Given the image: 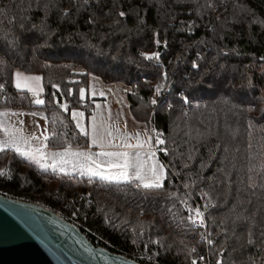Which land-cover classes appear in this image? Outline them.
<instances>
[{
	"label": "trees",
	"instance_id": "obj_1",
	"mask_svg": "<svg viewBox=\"0 0 264 264\" xmlns=\"http://www.w3.org/2000/svg\"><path fill=\"white\" fill-rule=\"evenodd\" d=\"M26 30L23 50L8 51L0 64V110L41 111L47 135L57 133L46 142L50 149L86 147L69 114L83 106L79 89L89 75L121 83L133 119L151 121L165 141L169 171L162 188L137 189L44 172L5 150L0 194L57 210L90 190L79 228L94 245L144 253L158 264H190L203 248L183 207L191 204L187 192L204 212L212 264H264V189L248 188L249 175L264 183L249 171L264 165V0H0V42ZM15 70L42 77V106L13 89ZM169 83L167 101L153 107V88ZM201 191L215 207L204 209ZM237 213L248 219L235 220Z\"/></svg>",
	"mask_w": 264,
	"mask_h": 264
},
{
	"label": "snow or ice",
	"instance_id": "obj_2",
	"mask_svg": "<svg viewBox=\"0 0 264 264\" xmlns=\"http://www.w3.org/2000/svg\"><path fill=\"white\" fill-rule=\"evenodd\" d=\"M87 2V0H85ZM119 16L123 17L125 16L124 12H119ZM33 28H35V25H33ZM40 33H44V29H39ZM27 30L25 32L20 33L18 36H13L10 41H3L0 42V64L4 63V57H7L8 51H11L13 54L16 53L17 50H23V46L28 42L29 35L26 34ZM39 38V37H38ZM159 44L160 42L157 41ZM156 54H153L155 56ZM153 58V57H149ZM193 67H198V65L193 64ZM14 77V86L16 89L21 91H28L33 94L34 97H39L40 92L42 91V88L40 87V82L42 80V77L39 75H25L23 72L17 70L13 74ZM164 78H167V73L164 74ZM54 88L59 91V86L53 84ZM5 88L4 83H0V92H3ZM85 89L81 88L79 89V96L81 100H84L85 98ZM156 93L159 94L161 91V86H157L155 89ZM69 94H71V90H69ZM103 95V93H101ZM56 94L53 93V97L55 99ZM36 104H43L44 101L42 99L36 98L34 100ZM59 106L64 109L65 111H68V105L66 103H60L59 100H55ZM152 104H156L157 101L153 99L151 101ZM184 103H190L189 99L187 97L184 98ZM99 107V105H97ZM22 114V113H21ZM8 112H0V116H8ZM12 115H17V113H12ZM33 116L36 115V113H32ZM109 113V117H110ZM84 117V113L76 110L71 111V118L76 121V127L79 129L80 133L84 136H89L88 130L84 127V125L81 123V120ZM92 129L93 134L91 135V145L98 146L100 148L106 147V145L103 142V138L97 136L96 129L97 125L95 123L96 117L95 115L92 116ZM0 127H2V121H0ZM127 125L125 124V128ZM4 131L8 134L9 138L6 140L0 141V152L5 151L8 148H14L17 153H19L23 158L29 160L30 162L38 164L42 169L47 170L49 167L55 169L57 167L56 164L46 165L41 162L40 159H37V153L43 157L46 154L42 151V149H35V151H24L21 152L20 145L18 142V138L14 132H9L8 129H4ZM107 136L110 138L109 143L107 144V147L112 148H129L132 149V152L127 151H101L97 153H91L88 151H73L70 147L65 148L64 151L61 152H55L51 153V155L55 157H60L61 165L67 164L69 161L67 160V157H76V158H84L86 160L91 161L92 165H95V167H92L91 165L87 167L86 172L82 168L80 174L85 175L87 174L89 178L97 177L100 180L108 181L110 183H126V184H133L135 188L137 189H160L163 185V179L166 178V171L163 165L159 164L155 161V151L153 148L158 145H162L165 143L164 140L160 139L159 136L155 137V145L152 144L153 137L151 135H147V130H145V139H141V133L137 132L134 135L124 132L121 134V130L119 128H116L114 131L116 134H120L121 143L115 144L112 141H114L117 137L114 135V131L111 128L105 129ZM48 130L45 129V133H47ZM45 133H42L44 141L49 140L50 138L54 139L57 136V133L55 130L51 132L50 135H47ZM23 142L25 144L29 143V138H22ZM32 139H38V137H35L33 135ZM135 139L136 143H128L129 140ZM148 145L147 150H145V145ZM160 151H167L166 149H159ZM226 151V149H225ZM97 157H105L107 158L104 161H97ZM151 161V163H149ZM107 164L109 169H118L116 172H108L101 170L102 164ZM60 171L64 172L63 166L60 167ZM223 171V170H221ZM250 172H255L257 176L261 177V180L264 181V165L261 166L259 171H256L255 168H250ZM67 175L68 173L65 172ZM7 175L6 171H0V176ZM227 177V174H226ZM248 188L252 190V193L255 194V191L260 188L264 189V183L257 184L254 182V177L252 175L248 176ZM185 188L189 187L188 184L184 185ZM202 198H206L208 200V203L204 204V209L207 210L209 207H215L216 205L212 202L209 193L201 191ZM236 205H233L230 211L235 212ZM240 219H248L247 217H244L242 213H237L235 216V220ZM188 222L196 227H205V221H204V212L201 211L199 207L195 209L189 208V215L187 217ZM210 235V234H208ZM261 235L264 236V231L261 232ZM248 243H253L251 236L252 232L251 229H249L248 232ZM207 241L208 245H212L214 241L212 239H209L208 236L204 237ZM154 243H159V241H155ZM196 249L193 248L192 252H195ZM201 260L204 259V257H200ZM192 264H197L196 260L192 261ZM216 264H222V260H217Z\"/></svg>",
	"mask_w": 264,
	"mask_h": 264
},
{
	"label": "crops",
	"instance_id": "obj_3",
	"mask_svg": "<svg viewBox=\"0 0 264 264\" xmlns=\"http://www.w3.org/2000/svg\"><path fill=\"white\" fill-rule=\"evenodd\" d=\"M12 86L15 91L28 92L26 90L21 91V90L16 89L14 86V80H12ZM40 87L42 88L41 82H40ZM83 88L86 90L84 100L80 99L83 106L80 109H73V110L84 113V117L81 120V123L88 130L90 135L89 136L82 135L79 129L76 127V121H74L72 118L71 119L73 120L77 131L82 136L87 138V146L86 147H71L68 145L65 148L70 147L73 151H88L91 153H97L101 151L132 152L133 150L129 148L107 147V144L109 143L110 138L107 136L105 129L111 128L114 131L116 128H119L121 130V134L124 132H127V133L134 135L135 133L140 132L142 134L141 135L142 140L146 138L145 130H147V135H149V124L138 122L134 120L133 117L131 116V113L129 111V102H128L129 88L127 86L121 83L105 84L99 78L93 75H89L87 78V84ZM41 92H43V90ZM101 93H103V95H101ZM33 105L40 107L43 104L33 103ZM97 105H99V107H97ZM84 106H86V108L89 111L85 110ZM71 111L69 112L70 117H71ZM0 112L9 113V115L6 117L0 116V121H2V127H0V130L3 133V136L0 138V141L6 140L9 138L8 134L4 131V129L6 128L9 130V132H14L16 134L19 145H20L21 152H24V151L34 152L35 149L37 148L42 149V151L46 155L41 157L37 153V159H40L41 162L46 165H51V164L57 165L55 169L49 167L47 170H44L38 164L30 162L29 160L24 158L32 166H34L35 168L41 171L48 172V173L66 175L65 172H67L68 173L67 175L77 176V177H82V178H89L87 174L81 175L80 172L82 168L86 172L87 167L90 165L92 167H95V165L91 164V161L86 160L84 158H76V157L70 156V157H67V160L69 162L67 164L61 165L60 157L54 158L51 155V153L64 151L65 148L50 149L47 146V143H46L47 141H44V138L42 135V133H45V129H47V125H46V120L44 118V115L41 111H38V110H23V111L0 110ZM12 113H17V115H12ZM32 113H36V115L33 116ZM109 113L111 114L110 117H109ZM93 115H95L96 117V121H95L97 125L96 134L98 138L99 137L103 138V142L106 145V147H104L103 149L98 146L91 145V135L93 134V129H92V124H93L92 116ZM125 124L127 125L126 128H125ZM33 135L35 137H38V139H32ZM114 135H116L117 138L112 142L115 144H120L121 143L120 134H116L114 131ZM22 138H29V143L25 144ZM128 143L134 144L136 143V141L135 139H131L128 141ZM152 144L155 145V143H152ZM147 148H148V145L146 144L145 150H147ZM159 148L160 146L153 148L155 149L154 151L156 153L155 161L163 165L156 151ZM6 150L17 153L14 148H8ZM96 159L99 162V161H104L107 158L97 157ZM149 163H151V161ZM61 166H63L65 170L64 172L60 171ZM101 170L105 171L106 173L108 172L114 173L118 171V169H109L106 163L102 164ZM165 171L167 173L166 169ZM91 179L100 180L97 177H92ZM166 179H167V175H166V178L163 179V185Z\"/></svg>",
	"mask_w": 264,
	"mask_h": 264
},
{
	"label": "water",
	"instance_id": "obj_4",
	"mask_svg": "<svg viewBox=\"0 0 264 264\" xmlns=\"http://www.w3.org/2000/svg\"><path fill=\"white\" fill-rule=\"evenodd\" d=\"M0 264H139L94 245L51 209L0 194Z\"/></svg>",
	"mask_w": 264,
	"mask_h": 264
},
{
	"label": "built area",
	"instance_id": "obj_5",
	"mask_svg": "<svg viewBox=\"0 0 264 264\" xmlns=\"http://www.w3.org/2000/svg\"><path fill=\"white\" fill-rule=\"evenodd\" d=\"M180 23H182V21H180ZM200 56L197 55V58H199ZM196 64L195 61H193L192 65ZM197 65V64H196ZM193 69H196V67H193ZM170 90V84L169 86H162L161 87V91L159 94L156 93V91H154L153 95H152V99H155L157 101L156 104H152L153 107H157L158 105H160L161 103H165L167 101V95L169 93ZM27 98L30 100V102L33 104L35 103L34 100L36 98L42 99L43 100V94L40 93L39 97H34L32 93L27 92ZM178 97L183 101L184 103V96L182 94H178ZM6 101V90L4 88L3 92H0V103H3ZM185 105L187 103H184ZM84 109L89 111L86 106H84ZM149 135H151L153 137L152 143L155 142V137L159 136V133L156 132L151 124V121L149 122ZM160 149V148H159ZM159 149H157V154L159 156V159L161 160V162L163 163V165L165 166V169L167 171H169V167L168 165L164 162V160L162 159V156L166 155L165 151H160ZM155 150V149H153ZM174 178V176H173ZM184 191L186 192V190L184 189ZM186 194L188 195V197L190 198V202L189 203H185L183 205V207H185L186 209V213L187 215H189V208L191 209H195L197 207H199L201 209V207L192 199V197L186 192ZM92 196V192L90 190L88 191H78L76 192V194H74L72 197L68 198L65 200L66 202V207H63L62 211H57V210H52L58 217L62 218L63 220L70 222L71 224H73L74 226H76L78 229L79 228V224L81 222V218H82V211H81V207L80 204H84L85 206H87L90 203V199ZM9 197V196H8ZM13 198V197H10ZM201 211H203L201 209ZM204 221H205V227H196L194 226V228H196L197 230V240L199 242V244L202 246L203 251L198 253L196 258L191 259V264L193 260L197 261V264H212V259L210 257V248L213 246L212 245H208L207 241L205 240V236H208L209 239L210 235L209 234V230H208V226H207V222L205 219V215H204ZM84 234V233H83ZM85 235V234H84ZM86 236V235H85ZM122 255V254H120ZM126 258H129L131 260L136 261L139 264H158V262L154 259H152L149 255L144 254V253H137L133 256H128V255H122ZM204 257L203 260L200 259V257Z\"/></svg>",
	"mask_w": 264,
	"mask_h": 264
},
{
	"label": "rangeland",
	"instance_id": "obj_6",
	"mask_svg": "<svg viewBox=\"0 0 264 264\" xmlns=\"http://www.w3.org/2000/svg\"><path fill=\"white\" fill-rule=\"evenodd\" d=\"M149 57H150L149 55H146V56H145V58H149ZM192 66H193V65H192ZM25 75H26V74H25ZM13 80H14V79H13ZM169 84H170V86H171V83H169ZM169 84H168V85H164V84H162L161 87H162V86H169ZM12 87H13V86H12ZM153 89H154V91H155L156 87H154ZM41 93H43V92H41ZM151 105H152V103H151ZM148 124H149V123H148ZM159 138L162 139L160 135H159ZM154 143H155V142H154ZM158 146H160V145H158ZM158 146H155V147H158ZM9 197H12V196H9ZM14 199H16V198H14ZM17 200H18V199H17ZM22 201H23V200H22ZM32 203H33V202H32ZM64 207H66V205H64ZM62 209H63V208H59V209H57V211H62ZM184 210L186 211L185 207H184ZM209 254H210V253H209ZM190 264H191V261H190Z\"/></svg>",
	"mask_w": 264,
	"mask_h": 264
}]
</instances>
